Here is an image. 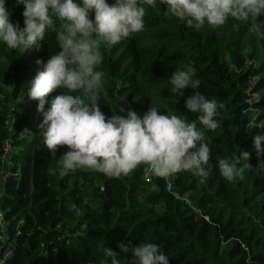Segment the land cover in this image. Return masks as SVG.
I'll return each instance as SVG.
<instances>
[{"label": "trees", "instance_id": "obj_1", "mask_svg": "<svg viewBox=\"0 0 264 264\" xmlns=\"http://www.w3.org/2000/svg\"><path fill=\"white\" fill-rule=\"evenodd\" d=\"M7 7L11 22L23 28V5L8 0ZM163 11L164 6H146L144 31L101 47L106 83L99 107L106 116L123 108L142 117L152 105L192 121L198 114L184 108L192 90L174 97L167 84L176 68L191 62L200 81L195 91L223 105L216 117L220 126L206 132L211 163L250 152L246 163L252 167L245 169L244 180L227 182L214 166L201 184L183 171L174 173L169 193L163 178L143 180L146 164L119 178L86 168L59 177L58 160L67 148L59 146L55 156L44 148L43 113L27 96L37 61L59 51L55 33H46L39 50L0 43V156L8 140L18 149L11 176L0 188V208L7 211L11 237L24 220L6 264H106V247L125 260L130 253L120 252L118 245L145 242L157 244L169 264H264V172L255 167L252 148V137L264 131L255 126L264 124V25L261 34L233 19L196 30ZM57 91L47 100L66 92Z\"/></svg>", "mask_w": 264, "mask_h": 264}, {"label": "clouds", "instance_id": "obj_2", "mask_svg": "<svg viewBox=\"0 0 264 264\" xmlns=\"http://www.w3.org/2000/svg\"><path fill=\"white\" fill-rule=\"evenodd\" d=\"M8 0H0V43L9 49H41L47 32H54L59 51L37 61L39 70L28 83V97L37 102L43 113L44 148L55 156L59 146H66L56 169L63 178L80 168L107 177L126 176L141 164L150 167L158 177L190 172L199 183H205L215 166L227 182L245 178L248 151L220 158L211 163V149L206 132L220 126L216 119L223 108L216 99L198 91L199 79L191 62L183 63L167 78L174 97H184L191 89L184 108L198 114L189 121L151 106L139 116L123 108L121 114L106 116L100 109L105 72L101 70L103 45H116L145 30L146 6H164L163 15L177 18L199 30L205 24L225 25L229 19L248 23L250 31L261 34L264 0H16L23 5V28L11 22ZM65 89L50 101L49 94ZM81 93L72 95L71 93ZM48 103L47 111H44ZM199 126V127H198ZM264 129V124L255 125ZM24 133H31L25 130ZM264 131L252 137L259 171L264 172ZM0 230L3 217L0 216ZM130 259H118V253L106 247V264H169V257L155 243L118 245Z\"/></svg>", "mask_w": 264, "mask_h": 264}, {"label": "built area", "instance_id": "obj_3", "mask_svg": "<svg viewBox=\"0 0 264 264\" xmlns=\"http://www.w3.org/2000/svg\"><path fill=\"white\" fill-rule=\"evenodd\" d=\"M14 109H11V112H13ZM13 120H10L8 122V134L12 135L14 133L13 128ZM18 151V149L13 147L12 141L8 140L4 147V153L2 156H0L1 161V168H0V188L1 186H4L8 180V178L11 176V168L13 167L12 158L13 155ZM19 171V170H18ZM158 176L154 175L150 167L147 165L143 172V180L146 183L151 182L154 178ZM163 178L164 182L166 184V190L167 192L171 193L172 186H173V179H174V173L166 176V177H159ZM4 197V191H0V201H2V198ZM7 211L0 208V216L3 217V226L6 230H0V264H6L7 261L12 257L14 249L16 244H12V242L17 240V237L20 235V229L24 226V220H19L14 228V232L12 237L10 236L9 227L10 223L7 220L6 217Z\"/></svg>", "mask_w": 264, "mask_h": 264}, {"label": "rangeland", "instance_id": "obj_4", "mask_svg": "<svg viewBox=\"0 0 264 264\" xmlns=\"http://www.w3.org/2000/svg\"><path fill=\"white\" fill-rule=\"evenodd\" d=\"M7 89H8V91H9L10 94H13V84L12 83H9L8 84ZM0 98L1 99L4 98V97H2L1 93H0ZM10 107H12V105ZM12 244H15V240L12 242Z\"/></svg>", "mask_w": 264, "mask_h": 264}]
</instances>
